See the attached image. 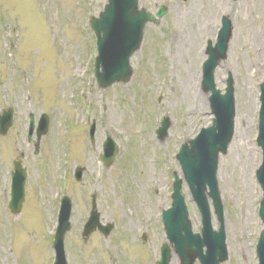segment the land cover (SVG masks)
<instances>
[{
	"label": "rangeland",
	"instance_id": "1",
	"mask_svg": "<svg viewBox=\"0 0 264 264\" xmlns=\"http://www.w3.org/2000/svg\"><path fill=\"white\" fill-rule=\"evenodd\" d=\"M105 2L0 0V114L13 110L11 127L0 135V264H52L53 222L64 194L72 203L63 243L67 264H155L159 246L168 243L160 215L171 204L173 172L182 178L176 152L211 123L208 95L200 90L201 66L221 15L230 19L232 35L215 83L223 92L227 77L233 80L235 128L218 160L228 253L220 264H257L255 245L264 232L258 216L262 190L255 177L261 162L255 136L258 83L264 76V0H140L149 11L160 4L167 10L158 25L145 26L141 47L129 61V81L101 89L93 75L96 52L86 22ZM42 113L49 124L36 150L35 133L27 140L28 115H34L36 125ZM162 116L168 117L169 128L159 140L154 132ZM105 135L118 148L107 167L98 159ZM16 159L27 178L22 207L14 214L6 202ZM79 166L83 171L76 181ZM250 166L247 212L240 190ZM181 184L192 230L200 232V214L186 183ZM92 194L99 219L113 228L107 237L95 231L83 239ZM210 208L216 230L211 203ZM171 253L169 264H181L172 247Z\"/></svg>",
	"mask_w": 264,
	"mask_h": 264
},
{
	"label": "water",
	"instance_id": "2",
	"mask_svg": "<svg viewBox=\"0 0 264 264\" xmlns=\"http://www.w3.org/2000/svg\"><path fill=\"white\" fill-rule=\"evenodd\" d=\"M104 10L98 18H91V27L96 35L98 56L95 60V77L100 87L105 88L114 82H128L132 69L129 59L140 47L143 27L147 22H156L154 16L138 9L137 0H107ZM158 16H162L164 8H159ZM231 26L227 18L222 20V28L218 34L217 41L212 47L208 43L206 53L208 58L203 63L202 90L211 92L209 96L210 108L215 119L210 127L202 128L194 138L181 145L177 152V160L181 165L184 179L190 190L193 200L196 202L202 219V234L192 233L188 213L181 194V180L175 179L173 183V194L171 207L164 211L162 222L167 239L173 244L175 253L182 264H192L196 259L201 264H219L227 259L225 234L222 222V204L218 192L216 172L218 167L219 153L225 154L234 127V98L232 80H227L224 94L215 89L214 70L219 61L226 56L227 45L230 39ZM261 87V108L259 119V134L257 143L263 151V162L257 171V178L263 190L260 215L264 217V82ZM12 113L8 111L0 116V133H5L11 123ZM31 119V118H30ZM32 121V120H31ZM161 126L157 129V137L163 139L166 136L168 120L163 119ZM92 134L94 126L91 125ZM47 118L43 115L39 121L37 137L46 132ZM104 154L103 163L109 166L116 154L115 143L107 137L102 145ZM82 168L77 169L76 177L80 179ZM25 171L21 169L20 163H14L12 173L11 200L9 208L12 213H18L23 201ZM208 188V193L206 192ZM210 197L221 223L218 231H213L211 226L210 210L207 198ZM92 211L84 225L83 236H88L96 227L106 236L112 228L111 224L101 225L99 214L95 210V199L92 196ZM63 197L59 215V226L54 240L56 258L54 264H66L62 242L64 233L69 230L70 200ZM264 236L261 234L257 254L259 264H264ZM161 259L157 264H168L170 261V248L166 244L161 246ZM206 248L205 252L203 248Z\"/></svg>",
	"mask_w": 264,
	"mask_h": 264
},
{
	"label": "bare ground",
	"instance_id": "3",
	"mask_svg": "<svg viewBox=\"0 0 264 264\" xmlns=\"http://www.w3.org/2000/svg\"><path fill=\"white\" fill-rule=\"evenodd\" d=\"M250 98H251V96L250 97H247V101H250ZM242 126H243V129H244L245 126H247L246 121L245 122H242ZM252 171H253L252 170V167L250 166L248 168V171H247L248 172V175H247L246 186H244L242 188V190H240L241 191V200L240 201H242V206L241 207L244 208V207H247L248 206V211L247 212H249L250 206H251V201L250 200H251V192H252L251 191L252 190V187H251V185H252V182H251V174H252Z\"/></svg>",
	"mask_w": 264,
	"mask_h": 264
}]
</instances>
